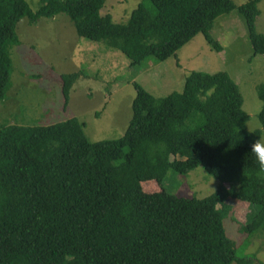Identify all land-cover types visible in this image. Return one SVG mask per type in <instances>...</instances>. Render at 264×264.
Returning a JSON list of instances; mask_svg holds the SVG:
<instances>
[{
  "label": "trees",
  "instance_id": "16d2710c",
  "mask_svg": "<svg viewBox=\"0 0 264 264\" xmlns=\"http://www.w3.org/2000/svg\"><path fill=\"white\" fill-rule=\"evenodd\" d=\"M105 1L39 0L32 11L25 0H0V102L11 87L10 51L22 19L64 14L78 37L144 67L174 56L197 34L220 52L209 32L236 11L253 56H264V36L255 31L261 0H142L123 24L100 14ZM80 76H60L63 108ZM133 87L130 122L115 140L88 141L76 118L0 123V264H263L238 257L223 225L229 203L246 202L256 211L241 226L244 247L264 234V173L250 153L261 132L245 130L237 85L225 72H192L181 92L163 98ZM257 96L264 132V83ZM199 167L219 182L203 199L140 187L161 184L169 169L186 175Z\"/></svg>",
  "mask_w": 264,
  "mask_h": 264
},
{
  "label": "rangeland",
  "instance_id": "374dc122",
  "mask_svg": "<svg viewBox=\"0 0 264 264\" xmlns=\"http://www.w3.org/2000/svg\"><path fill=\"white\" fill-rule=\"evenodd\" d=\"M236 5L247 0H232ZM32 11L39 0H25ZM142 0H106L101 15L109 14L114 23H126ZM257 8L255 31L264 36V0ZM18 43L10 51L11 87L0 102V123L20 126H49L76 118L90 142L115 140L123 136L132 116L131 105L138 84L155 98L181 92L192 72H225L237 85L247 114V132H264L258 120L261 102L257 87L264 83V56H253L247 28L238 12L218 17L209 34L221 47L215 52L197 34L165 61H149L147 66L130 67L119 51L101 42L77 36L66 15L39 18L35 23L20 20L15 27ZM83 71L69 92L63 108L60 76ZM219 182L201 168L180 175L169 169L162 183H140L146 193L165 190L179 198L203 199L216 191ZM256 207L246 202H230L224 220L225 233L236 244V255L264 264V234L256 235L245 248L241 231ZM256 264V263H255Z\"/></svg>",
  "mask_w": 264,
  "mask_h": 264
},
{
  "label": "clouds",
  "instance_id": "9594fccd",
  "mask_svg": "<svg viewBox=\"0 0 264 264\" xmlns=\"http://www.w3.org/2000/svg\"><path fill=\"white\" fill-rule=\"evenodd\" d=\"M250 153L255 157L260 172L264 173V141L256 139L250 145Z\"/></svg>",
  "mask_w": 264,
  "mask_h": 264
}]
</instances>
